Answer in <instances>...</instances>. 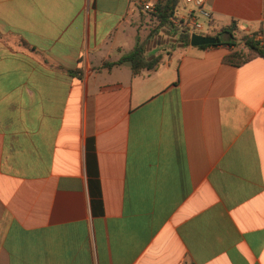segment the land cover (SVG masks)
<instances>
[{
    "label": "crops",
    "instance_id": "1",
    "mask_svg": "<svg viewBox=\"0 0 264 264\" xmlns=\"http://www.w3.org/2000/svg\"><path fill=\"white\" fill-rule=\"evenodd\" d=\"M154 11L0 0V264H264V0Z\"/></svg>",
    "mask_w": 264,
    "mask_h": 264
},
{
    "label": "trees",
    "instance_id": "2",
    "mask_svg": "<svg viewBox=\"0 0 264 264\" xmlns=\"http://www.w3.org/2000/svg\"><path fill=\"white\" fill-rule=\"evenodd\" d=\"M181 0H158L155 5V11L151 12V15L156 18L158 21V27L162 28L165 26L170 25V18L174 15L176 7L178 6V3ZM236 24V23H235ZM234 26L229 25L222 28L223 32H227L229 34H232V29ZM178 30V29H175ZM256 33L251 36H246L243 39V48H237L232 50L230 53L225 55L223 57V61L239 66L244 64L245 62L249 61L250 59L262 56L264 57V42H261L259 39L255 38ZM2 36L0 35V38ZM217 38L216 43L213 44H206L203 46L208 45H216L220 42V39L218 37V34L215 35ZM178 41L185 44L190 45V34L187 32L185 28H181L179 32ZM24 43V41H22ZM161 60V56L156 55L152 57L146 56L145 51V44H138L130 53L123 56L118 61L112 62V63H105V66H112L114 64H119L122 62H129L132 68L133 74L138 73L141 69H148L153 70L155 69ZM71 73L75 75H80L81 70H71Z\"/></svg>",
    "mask_w": 264,
    "mask_h": 264
},
{
    "label": "built area",
    "instance_id": "3",
    "mask_svg": "<svg viewBox=\"0 0 264 264\" xmlns=\"http://www.w3.org/2000/svg\"><path fill=\"white\" fill-rule=\"evenodd\" d=\"M140 1H141V5H142L143 9H145L147 11H154L155 3L152 0H140ZM184 1L193 2L199 6L204 2V0H184ZM200 13L204 16H208V13L203 12L202 10H200ZM187 27L189 28L190 32H192L191 34H193L194 31H196L198 29H202L203 26L196 19L192 18L191 22H189Z\"/></svg>",
    "mask_w": 264,
    "mask_h": 264
},
{
    "label": "water",
    "instance_id": "4",
    "mask_svg": "<svg viewBox=\"0 0 264 264\" xmlns=\"http://www.w3.org/2000/svg\"><path fill=\"white\" fill-rule=\"evenodd\" d=\"M217 38L215 36L204 35L200 33H193L190 36V45L192 46H200L206 44L216 43Z\"/></svg>",
    "mask_w": 264,
    "mask_h": 264
}]
</instances>
